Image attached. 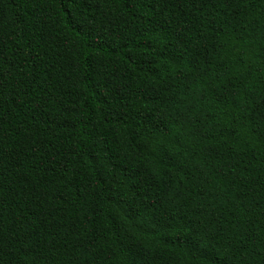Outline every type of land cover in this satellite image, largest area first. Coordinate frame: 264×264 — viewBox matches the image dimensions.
Returning a JSON list of instances; mask_svg holds the SVG:
<instances>
[{"label": "trees", "instance_id": "obj_1", "mask_svg": "<svg viewBox=\"0 0 264 264\" xmlns=\"http://www.w3.org/2000/svg\"><path fill=\"white\" fill-rule=\"evenodd\" d=\"M0 264H264V0H0Z\"/></svg>", "mask_w": 264, "mask_h": 264}]
</instances>
